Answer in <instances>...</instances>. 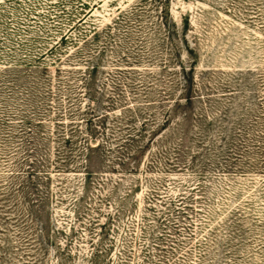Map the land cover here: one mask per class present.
<instances>
[{"label": "rangeland", "instance_id": "obj_1", "mask_svg": "<svg viewBox=\"0 0 264 264\" xmlns=\"http://www.w3.org/2000/svg\"><path fill=\"white\" fill-rule=\"evenodd\" d=\"M0 264H264V0H0Z\"/></svg>", "mask_w": 264, "mask_h": 264}, {"label": "trees", "instance_id": "obj_2", "mask_svg": "<svg viewBox=\"0 0 264 264\" xmlns=\"http://www.w3.org/2000/svg\"><path fill=\"white\" fill-rule=\"evenodd\" d=\"M190 99H188V101H189ZM103 118H106V116L105 117H103ZM100 145H98V147H99Z\"/></svg>", "mask_w": 264, "mask_h": 264}]
</instances>
